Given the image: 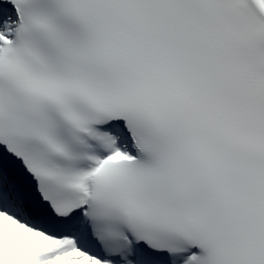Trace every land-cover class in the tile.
<instances>
[{
  "label": "snow or ice",
  "instance_id": "6c2138e0",
  "mask_svg": "<svg viewBox=\"0 0 264 264\" xmlns=\"http://www.w3.org/2000/svg\"><path fill=\"white\" fill-rule=\"evenodd\" d=\"M0 264H264V0H0Z\"/></svg>",
  "mask_w": 264,
  "mask_h": 264
}]
</instances>
